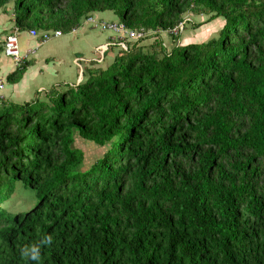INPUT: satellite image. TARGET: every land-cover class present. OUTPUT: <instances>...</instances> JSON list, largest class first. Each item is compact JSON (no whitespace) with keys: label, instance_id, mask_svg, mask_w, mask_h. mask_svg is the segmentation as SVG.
Masks as SVG:
<instances>
[{"label":"trees","instance_id":"16d2710c","mask_svg":"<svg viewBox=\"0 0 264 264\" xmlns=\"http://www.w3.org/2000/svg\"><path fill=\"white\" fill-rule=\"evenodd\" d=\"M0 11L10 34H68L105 12L157 39L188 11L222 22L202 43L167 51L156 39L160 54L145 39L110 47L112 64L79 84L0 105V264H28V244L39 264H264V0H0ZM77 138L105 149L86 170ZM17 193L30 206L12 215Z\"/></svg>","mask_w":264,"mask_h":264},{"label":"rangeland","instance_id":"374dc122","mask_svg":"<svg viewBox=\"0 0 264 264\" xmlns=\"http://www.w3.org/2000/svg\"><path fill=\"white\" fill-rule=\"evenodd\" d=\"M106 13L107 14L102 17L103 21H118L112 13ZM92 16L95 18V15ZM10 19H12L10 15H3V13L0 11V47H2V49L4 46L5 39L10 35L9 32L11 31V24H8L10 23L8 22ZM183 20L185 22V27L183 29V32L180 33L178 36H170L167 35L165 32L159 34V42H161V44L165 47L167 51H170L176 45L184 46L191 43H202L210 39L211 37L217 35L220 30V27L222 26V22H220V20H214L211 23H207L208 17L206 15L202 16L197 14L196 12L194 13L190 11H188L183 16ZM81 27V29H83L82 31L85 32V34L79 40H76V38L72 39V37H70V35L68 34H63L64 36L61 38H52L45 44L41 45L33 55H29V60H27V62H29L33 58L41 62L42 60L48 58V56H53L54 58H56L57 65L59 64L58 66H61V69H63V74L65 76L68 75V77H62L58 74L56 77H50L47 80L38 79L33 84H37V82L39 81L40 86H43L44 88L48 89L47 92H49L52 89L63 90V86H65L63 85V83H75L74 80L77 75V70L71 64L73 58L77 56L84 59H90L93 49L99 43L104 42L105 38L110 35L109 33L100 32L98 30L90 28L84 20L81 22ZM156 39L157 36H151L149 34L145 38V40L139 44V46H141V48L143 49L144 53H161V45L156 43ZM34 41L35 44L38 42V40ZM21 48L22 51H24L30 47L24 49L21 44ZM118 52L119 51L116 49L110 50L107 53L103 62H100V64H96L91 68L96 70H104L108 68L114 61L115 57L118 55ZM0 57H2V55ZM57 65H55L53 68H59L57 67ZM13 69L15 68L13 67ZM65 69L68 71L65 72ZM43 94L46 93L43 92L42 95ZM1 104L2 103L0 102V105ZM75 146L82 150L85 155V161L82 170H86L105 152L104 148L96 147L93 144L88 143L80 138H77L75 140ZM25 200L26 199L24 196L17 193L12 198V200L6 205V211L12 215L24 212L30 206L28 203L25 202Z\"/></svg>","mask_w":264,"mask_h":264},{"label":"crops","instance_id":"0c3cea01","mask_svg":"<svg viewBox=\"0 0 264 264\" xmlns=\"http://www.w3.org/2000/svg\"><path fill=\"white\" fill-rule=\"evenodd\" d=\"M107 14L102 13V14H94L96 19L102 20L103 21V16ZM10 24V23H8ZM11 31L9 33L12 32V25H11ZM82 27L80 26L79 28L76 29V31L74 33H68V35H70V37H72V39L79 40L81 37L84 36L85 32H83L81 29ZM81 30V31H80ZM30 31H25V32H20L18 31L17 35H18V40H19V47L22 51L21 48V44L22 47H24V51L22 52H26V51H37V49L43 45L40 43L39 37H31L29 35ZM26 33V34H23ZM64 35L62 34L61 37H63ZM60 37V38H61ZM109 37L110 35H108L104 42L99 43L92 51L91 53V57L90 59H84L81 57H74L71 64L72 66L77 70V75L75 77L74 82L75 83H63V85H77L81 82L82 78H83V73L86 72V70L88 69H92L91 67L96 65V64H100V62H103L104 59L102 61H98L97 59V54H96V49L100 46L103 45H108L109 43ZM34 40H38V42L35 44ZM111 47V46H110ZM110 51V49H109ZM2 55V57H0V81L2 82V84L4 85V89L2 91H0V102L1 103H14V104H23V103H27V102H31L33 100H35V98L39 95H41L40 97H42V93L45 92L47 93L46 88H44L43 86H40V82L38 81L37 84H33L35 81L39 80H47L50 77H56L58 74L59 76L62 77H68V75H64L63 74V69H61V66L59 67L57 65L56 62V58H54L53 56H48V58L42 60L41 62H39L37 59H33L30 60L29 62H26V66L23 70L21 71H17L16 69H13L12 65L13 62L11 59H7L3 54H0V56ZM107 54H105L106 57ZM53 65V66H51ZM55 65H57V67L59 68H53ZM68 71L65 69V72ZM8 78L10 79L8 81ZM69 79H73V78H69ZM23 100V101H21Z\"/></svg>","mask_w":264,"mask_h":264},{"label":"built area","instance_id":"2783aa9c","mask_svg":"<svg viewBox=\"0 0 264 264\" xmlns=\"http://www.w3.org/2000/svg\"><path fill=\"white\" fill-rule=\"evenodd\" d=\"M85 23L92 29L100 32H106L110 34L108 45L98 47L95 51L98 61H102L105 58V54L109 52L110 46L116 47L119 50L126 51L128 49V43L132 41L144 40L150 33L144 31H132L126 28L119 22H105L94 18L92 15L88 16L84 20ZM185 22L178 24L175 28L166 31L165 33L170 36H178L183 32ZM77 29V28H76ZM76 29H73L70 33H74ZM18 30L10 34L4 41L3 55L9 58L13 62L15 69L20 68L24 63L29 60V55H33L35 51H21L18 40ZM29 35L31 37H39L40 43L45 44L52 38H59L62 36L60 31H34L30 30ZM4 89V85L0 81V91Z\"/></svg>","mask_w":264,"mask_h":264},{"label":"clouds","instance_id":"9594fccd","mask_svg":"<svg viewBox=\"0 0 264 264\" xmlns=\"http://www.w3.org/2000/svg\"><path fill=\"white\" fill-rule=\"evenodd\" d=\"M41 243L50 246L52 244V238L50 236H45ZM20 254L28 261V264H39L41 259V247L36 244L24 245L20 249Z\"/></svg>","mask_w":264,"mask_h":264}]
</instances>
